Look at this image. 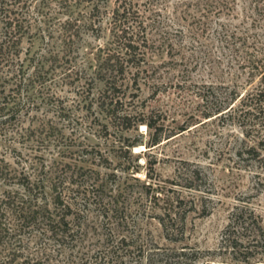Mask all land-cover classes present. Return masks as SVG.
<instances>
[{"label": "rangeland", "instance_id": "rangeland-1", "mask_svg": "<svg viewBox=\"0 0 264 264\" xmlns=\"http://www.w3.org/2000/svg\"><path fill=\"white\" fill-rule=\"evenodd\" d=\"M137 1L135 30L139 48L145 50L139 64L147 69L137 73L130 67L119 74L121 88L126 86L115 92L123 100L116 107L132 113L159 110L165 129L176 130L181 122L187 127L147 146L144 123L134 122L133 116L122 120L100 103L106 96L97 72L99 56L115 46L108 29L113 0L101 2L98 10L81 0L71 6L62 0H24L18 54L25 66L28 55L42 52L41 64L23 70V76L32 70L27 84L26 79L4 82L7 105L16 100L19 105L0 128V167L41 179L43 195L37 196H45L40 201L53 217L62 210L51 196L60 191L75 231L57 240L39 228H21L0 264H82L84 257L90 264H143V255L152 249L200 255L193 263L187 258L180 264H242L218 247L233 205L247 203L264 229V120L248 121L246 135L231 110L202 115L229 98L233 88L241 95L264 85L259 48L264 6L252 0ZM68 14L72 28L79 27L64 42ZM96 15L94 34L82 22L88 24ZM241 139L257 144L259 163L233 153ZM185 160L189 168H198L197 189L187 188L176 176ZM1 181L0 196L5 188L27 196L22 187ZM173 190L190 201L185 207L191 205L183 239L177 242L164 239L149 216V196ZM121 236L128 244L116 243ZM250 253V262L264 264L263 250Z\"/></svg>", "mask_w": 264, "mask_h": 264}, {"label": "trees", "instance_id": "trees-1", "mask_svg": "<svg viewBox=\"0 0 264 264\" xmlns=\"http://www.w3.org/2000/svg\"><path fill=\"white\" fill-rule=\"evenodd\" d=\"M75 1L79 0H62L64 6H71ZM85 3L91 4V6L98 10V6L105 0H81ZM218 4L220 1L215 0ZM254 3H260L264 6V0H252ZM24 0H0V128L10 121L15 112L18 110L19 100L12 101L7 105L9 98L7 93H3L4 82L19 83L21 79H26V84L31 81L32 70L35 66L38 67L41 64L40 56L30 54L27 58V64L23 65V59L20 58L18 42L23 35L25 26L23 24L24 16L20 10V4ZM138 13V1L137 0H113L112 7L109 13L108 29L114 38L115 46L112 48H106L103 50L104 54L100 55V59L97 65V72L99 77L104 82V97L100 103L105 104L108 109L118 116L122 120H128L130 117H134V122H142L145 127L148 128V138L146 140L147 146L153 145L161 140L172 135L175 131L183 130L187 127V124H176L175 129H165L163 127L162 116L160 111L143 110L139 109L137 112H130V110L124 107H116L118 102L123 103L121 96L116 95V90H123L121 86L124 80L119 78V74L122 75L127 69L134 68V71L138 73L140 70H146L147 68L139 64V60L145 55V50L139 48V42L137 40L136 26V14ZM95 18H91L86 24V19L82 22L86 27H90L94 30V34L98 33V24L93 26ZM68 14L64 28H63V41H69L72 36L77 33L79 24L72 28L73 21ZM98 21V19L96 20ZM80 23V24H82ZM83 25V26H84ZM163 43V40L162 42ZM261 52L264 54V42L259 46ZM35 58V59H34ZM264 59V56L262 57ZM32 64L33 69L30 72H26V76L23 70H28V65ZM264 66V60L262 62ZM24 66V67H23ZM135 78H133L134 81ZM264 85L261 87L252 88L246 90L239 95V92L234 88L231 90L229 98L224 102H217L212 106H209L206 110L202 111L203 116L220 115L223 112L230 111L233 119L243 129L244 134H248V129L245 128L250 120L259 121L264 120L262 114L264 113V97L262 96ZM123 95V93H122ZM236 103L235 107L233 104ZM247 121V122H246ZM264 137V133L262 135ZM263 139V138H262ZM260 140H257L256 143ZM238 158H251L257 163L262 159L259 156V149L257 144L244 143L241 139V146H237L233 152ZM183 170L178 172L176 176L178 179H182L183 185L187 188H195L196 184L193 181L199 179L198 168H189L188 161H183ZM0 179L2 183L9 184L10 182L22 187L23 192L27 196H15L10 189L5 188L0 196V262L5 259L10 246L16 241V237L21 228L27 227L29 229L37 230L41 234H47L52 238V235L57 240H62L66 237H71L73 225L71 220L67 218V214H70L68 203L64 201V196H60V191H56L51 196V202L54 206L61 209V213L52 216V212L48 210L45 203L41 202L45 196H37V193L43 195V183L41 179H32L28 173H18L10 171L8 168L0 167ZM55 184V183H54ZM149 187V182L145 185ZM55 187V185L53 186ZM52 190V186H51ZM178 190L172 191V193L166 194V196H149L152 203V209L149 215L156 219L160 226L161 233L164 239L169 242H177L183 239L184 234V221L187 211L191 208L189 204L186 206L188 200H184L183 196H179ZM190 201H188L189 203ZM155 205V206H154ZM149 214V213H148ZM241 231H247L245 234L240 235ZM18 240V239H17ZM127 241L124 236L117 239L116 243ZM128 244V243H127ZM111 246L109 248L112 250ZM219 249H222L228 254L229 258L242 264H261L259 262H250V249L253 250L259 248L263 250L264 255V229L261 226L257 215L253 212V209L245 204H235L228 214V219L223 229L221 230L219 241ZM183 248V246H181ZM108 254V251L106 252ZM88 256V255H87ZM187 252L185 250H179L177 253H169L168 250L156 249L149 250L143 255V264H180L181 260L188 258L189 262L193 263L200 255L193 253L190 257H186ZM81 259L80 257H78ZM82 264H90V261L84 257ZM82 260V259H81Z\"/></svg>", "mask_w": 264, "mask_h": 264}]
</instances>
